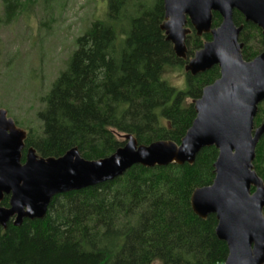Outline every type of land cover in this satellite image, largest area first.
<instances>
[{
	"label": "trees",
	"instance_id": "obj_1",
	"mask_svg": "<svg viewBox=\"0 0 264 264\" xmlns=\"http://www.w3.org/2000/svg\"><path fill=\"white\" fill-rule=\"evenodd\" d=\"M20 1L2 0L0 25L15 18ZM106 2L105 21H93L76 38L65 69L42 99L41 133L26 134L22 161L29 147L43 158L76 148L81 158L99 160L122 147L126 141L119 137L126 135L140 145L179 144L195 118L193 101L219 77L214 66L196 76L185 73L184 90L168 85L165 69L183 68L211 36L192 31L180 59L160 30L163 0ZM233 22L242 26L241 54L250 61L264 47V36L236 11ZM220 23L212 13L211 27ZM263 118L261 103L255 127ZM217 154L209 147L192 164L136 165L112 181L55 196L42 219L0 227V264H223L228 249L216 236L215 216L201 219L190 206L193 190L212 183ZM253 168L264 183V136ZM8 203L4 195L0 206Z\"/></svg>",
	"mask_w": 264,
	"mask_h": 264
},
{
	"label": "water",
	"instance_id": "obj_2",
	"mask_svg": "<svg viewBox=\"0 0 264 264\" xmlns=\"http://www.w3.org/2000/svg\"><path fill=\"white\" fill-rule=\"evenodd\" d=\"M163 8L160 30L177 58L185 59L191 31L197 37L211 36L188 60L185 72L196 76L214 66L219 70V77L193 101L195 118L180 143L140 145L126 135L124 145L103 159L85 160L76 148L59 158H43L29 147L22 161L26 133L1 109L0 202L7 195L9 203L0 206V227L42 219L55 196L112 181L133 166L192 164L202 149L214 147L213 181L194 189L191 209L201 219L215 216L216 236L228 249L223 264H264V183L253 168L257 143L264 136V118L254 125L264 103V51L245 61L238 41L242 26L233 22L236 11L264 36V0H163ZM214 12L221 17L216 28L211 27Z\"/></svg>",
	"mask_w": 264,
	"mask_h": 264
},
{
	"label": "rangeland",
	"instance_id": "obj_3",
	"mask_svg": "<svg viewBox=\"0 0 264 264\" xmlns=\"http://www.w3.org/2000/svg\"><path fill=\"white\" fill-rule=\"evenodd\" d=\"M106 11V0H21L15 18L0 25V110H5L18 129L41 133L37 113L44 107L42 99L65 69L76 38L93 21H105ZM4 15L0 0V19ZM258 41L253 39L256 45ZM259 48L258 54L264 51ZM184 67L166 68L163 80L184 90Z\"/></svg>",
	"mask_w": 264,
	"mask_h": 264
},
{
	"label": "flooded vegetation",
	"instance_id": "obj_4",
	"mask_svg": "<svg viewBox=\"0 0 264 264\" xmlns=\"http://www.w3.org/2000/svg\"><path fill=\"white\" fill-rule=\"evenodd\" d=\"M188 27V26H187ZM192 30V29H191ZM194 32V31H193ZM186 41V40H185ZM186 51H187V49H186ZM186 55V54H185ZM186 58V57H185ZM189 60V59H188ZM188 62V61H187ZM187 64V63H186Z\"/></svg>",
	"mask_w": 264,
	"mask_h": 264
}]
</instances>
